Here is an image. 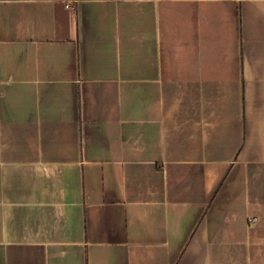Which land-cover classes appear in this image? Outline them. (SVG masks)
Listing matches in <instances>:
<instances>
[{"label":"crops","instance_id":"1","mask_svg":"<svg viewBox=\"0 0 264 264\" xmlns=\"http://www.w3.org/2000/svg\"><path fill=\"white\" fill-rule=\"evenodd\" d=\"M0 264H264V0H0Z\"/></svg>","mask_w":264,"mask_h":264},{"label":"built area","instance_id":"2","mask_svg":"<svg viewBox=\"0 0 264 264\" xmlns=\"http://www.w3.org/2000/svg\"><path fill=\"white\" fill-rule=\"evenodd\" d=\"M68 7H72V6L68 4ZM253 220H254V221H257V219H256V218H253Z\"/></svg>","mask_w":264,"mask_h":264}]
</instances>
